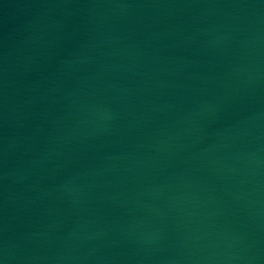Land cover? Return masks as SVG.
Returning <instances> with one entry per match:
<instances>
[{
  "label": "water",
  "instance_id": "1",
  "mask_svg": "<svg viewBox=\"0 0 264 264\" xmlns=\"http://www.w3.org/2000/svg\"><path fill=\"white\" fill-rule=\"evenodd\" d=\"M0 264H264V0H0Z\"/></svg>",
  "mask_w": 264,
  "mask_h": 264
}]
</instances>
